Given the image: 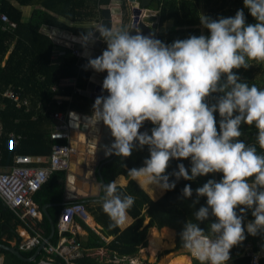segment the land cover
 I'll return each mask as SVG.
<instances>
[{"label":"clouds","instance_id":"obj_1","mask_svg":"<svg viewBox=\"0 0 264 264\" xmlns=\"http://www.w3.org/2000/svg\"><path fill=\"white\" fill-rule=\"evenodd\" d=\"M243 4L254 24L246 23L244 9L234 17L200 15L209 35H191L171 44L154 33L133 34L102 25L73 38L85 49V70L107 73L102 81L107 96L95 98L89 115L113 138L104 147L105 157L115 155L123 161L147 146L143 166L128 174L161 192L172 191L181 179L222 175L195 190L193 206L200 197H206V205L180 233L184 248L199 264H227L230 250L246 239L245 231L251 236L264 233V154L256 147L264 153V89L249 85L234 71L249 68L250 61L264 62V0ZM98 40L106 48L93 58L89 49ZM145 122L153 125L150 134L140 131ZM242 124L256 128L255 144L241 139ZM185 159H190V170L181 163L167 174L172 160ZM100 188L101 207L112 226L125 224L135 197L122 195L116 181ZM192 195L186 184L182 197ZM249 210L254 219L245 225ZM210 216L215 222L205 231L199 223Z\"/></svg>","mask_w":264,"mask_h":264},{"label":"trees","instance_id":"obj_2","mask_svg":"<svg viewBox=\"0 0 264 264\" xmlns=\"http://www.w3.org/2000/svg\"><path fill=\"white\" fill-rule=\"evenodd\" d=\"M113 2H126V0H2V11L6 13L11 21L17 23V28L12 31H3L0 21V165L11 166L14 158L18 154L31 153L39 154L35 156H48L52 152V145L56 141L51 138L47 127L52 125L54 113H74L77 115L89 116L92 112L94 100L84 97L76 92L85 91L92 73L91 69L85 70L86 58H78L73 50L65 48V56L59 61L53 59L54 54L60 49L56 42L42 32L44 26L70 33L76 32L72 27L67 26L61 18L69 22L91 21L97 22L101 14V7L110 6ZM14 3H17L15 6ZM32 6V15L29 21H23L20 7ZM152 8L157 12L155 22L159 31L156 36L166 44H171L177 39H186L191 35H209L203 29L199 16H208L213 19L219 17H234L238 10L244 9L246 23L254 24L256 21L244 8L243 0H154ZM170 25L161 31L164 25ZM250 67L234 70L242 80L249 85L255 84L258 88L264 89V62L250 61ZM76 77L75 87L59 89L54 94L52 89L60 85L63 79ZM16 93L21 102L28 101L29 108L18 107L15 100L5 98L8 91ZM56 95L71 97V102H63L57 105ZM217 122L219 114L216 113ZM54 127V126H53ZM153 125H149L147 131L150 134ZM241 139L246 143L255 144L257 130L254 126L241 125ZM10 134L21 136V140L16 145L10 147L12 138ZM257 152H261L259 145H256ZM147 146L143 149L134 150L131 157L121 160L117 156L106 158L101 166L102 176L105 183L115 181L118 177L124 176L129 180L125 188L118 186L122 195H132L135 197L133 206L128 210V215L134 220L124 230L118 226L113 227L110 218L103 212L101 204L96 205V210H90L89 204H84L89 213L98 220L103 227L104 235H115L116 238L110 243H106L95 231L82 225L89 233L86 243H81L85 250L109 249L112 257L130 258L138 254L140 249L148 246L146 235L150 228L163 229L165 227L177 231V248L187 250L180 239V233L186 221L195 222V212L206 205V197H200L198 203L193 206L196 200L195 190L202 187L209 179L219 181L222 175L208 174L197 177L194 181L183 179L176 182V187L172 191H167L157 200H152L148 194L140 188L128 174V170L143 166V161L148 158ZM184 164L190 170V159L172 160L167 169V174L177 170L178 164ZM67 171L55 170L48 181L37 191L33 200L42 211L48 204L61 203L64 200ZM142 184L149 186L142 178ZM170 179L174 177L170 176ZM186 184L191 185L192 197L184 199L182 190ZM81 202V201H76ZM70 202L68 204H71ZM63 207L51 206L48 212L57 227L55 236L50 241L57 243L59 239L58 223ZM94 209V208H93ZM239 211V210H237ZM145 218L147 224L141 228ZM254 218L249 210L244 219L247 225ZM215 222V218L199 223V227L207 231L210 223ZM39 223L45 231V239L51 234L50 221L46 216ZM23 224L17 215L5 205L0 197V244L15 247L20 251L22 238L18 234L19 227ZM66 235H69L66 234ZM246 239L230 250V260L234 259L235 264H249V257L245 250L248 244L256 246L258 242L264 243V233L256 236L248 235L245 231ZM260 248H263L261 246ZM259 248H255L258 250ZM37 249L31 251H20L22 255L30 259ZM44 255L42 252L35 262H26L13 253L0 249V258L4 257L3 264H38L39 259ZM188 254H177L172 258ZM177 259V258H175ZM230 260L228 262H230ZM78 264H105L97 257H92L89 253H83V257L77 260ZM114 264L113 260L111 263ZM194 264H199L195 259ZM258 264H264V256L259 259Z\"/></svg>","mask_w":264,"mask_h":264},{"label":"built area","instance_id":"obj_3","mask_svg":"<svg viewBox=\"0 0 264 264\" xmlns=\"http://www.w3.org/2000/svg\"><path fill=\"white\" fill-rule=\"evenodd\" d=\"M102 9V7H101ZM144 16V15H143ZM102 17L94 23L95 29L100 26ZM0 21L2 22V30L12 32L17 28V23L10 20L6 13L2 11V0H0ZM94 29V30H95ZM50 37L55 41L54 37ZM66 48L73 50V53L78 58H84L83 52L76 49L73 42L68 43ZM65 56V48L59 50L56 55L57 61ZM76 77L63 79L59 86L52 89L54 94L59 92V89L65 87H75ZM1 92V90H0ZM80 93V90H76ZM5 98L15 100L18 107L22 106L29 108V102H21L13 91H8L4 95ZM66 97V96H65ZM62 95H56L55 101L57 105H61L65 98ZM70 113L63 115L62 113H54L52 115L56 124L50 132L51 138L56 141L52 145L51 154L45 159L41 156H31L18 154L14 158V163L8 170L0 172V197L7 207H9L22 222V238L20 251H31L37 249L43 242L46 241L44 229L39 226L40 210L33 200L34 194L48 181L55 170H68L70 155L75 153V148L71 146V131ZM2 129V127L0 128ZM10 147H13L21 140V136L10 134ZM79 217L83 222H89L91 218L85 206L81 202L74 201L71 204H66L59 216L58 232L59 239L57 243L47 242L38 264H78L77 260L83 257V248L79 240L72 234L74 218ZM69 235H66L68 234ZM263 246V248H260ZM255 248H259L255 250ZM248 256L249 264H258L259 259L264 256V243L258 242L255 247L248 244L245 250ZM231 264H235L232 260Z\"/></svg>","mask_w":264,"mask_h":264},{"label":"water","instance_id":"obj_4","mask_svg":"<svg viewBox=\"0 0 264 264\" xmlns=\"http://www.w3.org/2000/svg\"><path fill=\"white\" fill-rule=\"evenodd\" d=\"M154 0H126V2H113L110 6H102L101 11V24L104 27L108 28H121L129 31H140L144 35H148L150 33L155 34V38H157L156 33L158 32L157 23H153L154 15L150 9L153 5ZM116 7V8H114ZM144 15V16H143ZM50 29L47 27V30L44 32L46 35H50ZM96 36H99V33H96ZM158 39V38H157ZM76 49L84 50L81 45H75ZM106 48V44L102 40H98L94 46H91L89 51L91 52V56L93 58L102 54L103 50ZM85 57V56H84ZM86 58V57H85ZM106 77V73H92L89 83H87V87L85 91L81 92L80 95L84 97H89L92 100L99 95L107 96V92L102 91V81ZM73 120L70 121V126L72 128L71 131V139L70 144L75 148V153H78V145L79 143L83 145V151L86 153H93L98 155L100 159L107 158L104 154V147L106 145H110L113 143V138L109 130L102 124L99 123L96 125L95 119L90 118L87 115H77L75 114ZM96 125V127H95ZM152 125L149 122H145L143 127L140 129L141 132L147 131L148 126ZM74 153V154H75ZM85 153L84 159H85ZM74 154L70 155V159ZM76 155V154H75ZM94 155V156H95ZM113 155L112 157H114ZM110 157V156H109ZM70 159H69V167L67 170L66 184H65V194L64 200L61 203L57 204H48L43 208V213L50 221L51 225V234L46 239L45 242L39 246L34 254V256L30 259L25 258L22 253L14 246H6L0 244V249L9 251L19 257L22 260H26V262H35V260L39 257V255L43 252V249L47 242H50L56 233V225L50 214L47 211V208L51 206L55 207H64L69 202L81 201L82 203H87L92 201L89 197L82 195L79 190L75 186V177H82V172L84 170L85 164L76 163L74 168H70ZM72 172V174H70ZM99 179L102 184H106L104 178L102 176L101 169L98 170ZM74 176V177H73ZM95 201V200H94Z\"/></svg>","mask_w":264,"mask_h":264},{"label":"crops","instance_id":"obj_5","mask_svg":"<svg viewBox=\"0 0 264 264\" xmlns=\"http://www.w3.org/2000/svg\"><path fill=\"white\" fill-rule=\"evenodd\" d=\"M14 4H15V6H17V3H14ZM114 8H116V7H114ZM20 10L22 11L23 21L24 22L29 21L28 19L31 18L30 15H32L31 12L33 10V7L32 6H23V7H20ZM150 11L154 14V15H152V16H154L153 17V23H156L155 17H156L157 12L154 11V9L152 7H151ZM61 21L63 23H65L67 26L72 27L76 32L70 33V32H66V31H61V30L55 29V28L50 27V26H44L42 28L43 33L47 30V27L51 28L49 32L54 37L55 42L59 46V48H66L68 43H70V42H73L74 45H78V44L80 45V43L74 42L73 38L79 37V35L81 34L82 31H92L95 29V27H94L95 22H91V21L69 22L68 20H65L63 18H61ZM80 51L84 53V50H80ZM56 55L57 54L55 53L53 56L54 61L56 59ZM106 75H107V73H106ZM67 88H71V87L70 86L65 87V89H67ZM65 98H68V99L64 100V102H71V100H72L71 97H65ZM55 124H56V122L53 121L52 125L47 127V130L48 131L53 130V126ZM84 153L85 152L83 151V145L79 143L78 153L76 152L75 153L76 155L74 154V156H72L70 159V162H71L70 168H74V165L76 163L81 164L82 161H84L83 163L85 164V167H84V170L82 172V177H75V186L82 195L89 197V199H92V201L87 202V203L83 202V204H89V207H91L90 210L92 209V211H95L96 205L101 204V199L104 195L103 191L100 188V185L102 183L99 179L98 170L101 169V166H102V164L106 158L100 159L98 155L86 152L85 153V159H84V155H83ZM23 155L35 156V155H39V154L24 153ZM48 156H44L43 158L46 159ZM9 168H10V166L4 167V166L0 165V172L8 170ZM70 174H72V172H70ZM131 179L140 188H142L148 194L150 199H152V200L159 199L165 193V192H161L159 189H153L152 186L146 187L145 184H142L140 182L139 178H134L131 176ZM115 181L117 182L118 186H120L122 188H125L129 183V180L124 176L118 177ZM47 211H48V208H47ZM87 212H89V211H87ZM40 213H41V216H40V223H41L43 216H45V214L43 213V209H42V211H40ZM90 216H91V218H90L89 222H83L82 219L79 217L74 218V223H73V227H72V234L75 235V237L79 240L80 243H86L87 237H89V233H87V231L83 227L82 222L87 227H89L90 229L95 231L103 240L106 241V243H110L111 241H113L116 238L115 235L105 236L104 235L105 233L103 232V227L98 223V220L95 218L94 215L92 216L90 214ZM133 221L134 220L129 216V219L126 221V223L123 225H120L118 227L120 228V230H124L129 225H131L133 223ZM147 222H148V218H145L143 223H142L141 228H143L147 224ZM164 229H169V230L173 231V233H171L172 239H167L166 236L164 235L165 233H158L159 235L162 236V244H165V246L160 248L157 251L158 253L157 252L152 253L150 251V240L154 234L153 230H156L157 232H162V230H164ZM21 232H22V227H19L18 234L20 235ZM177 236H178L177 231H175L174 229L168 228V227H165V228L160 229V230L157 228H150L148 230L147 235H146L148 246L146 248L140 249L138 254H136L135 256L130 257V258L119 259L117 257H112V256H110L111 252H109V249H107V248L106 249H98V250L87 248L85 250L83 249L84 250L83 253H89L92 257H97L98 259L101 260V262H105V264L111 263L112 260H113L114 264H166L167 262L162 263L161 260L158 259L159 252H161L163 249L167 250V249H170L171 247H173V249L175 251H180L181 252L180 254H185L186 252H188V250H182V249L177 248ZM14 245H15V242H12V246H14ZM175 258H177V259H175ZM175 258L168 260L167 264H172L174 262H177V260H179L180 258L190 259V256L184 255V256H178ZM3 260H4V257H1L0 258V264H3ZM190 260H191V264H194L195 258L193 256H192V259H190ZM232 260H234V259H231L230 262H227V264H231Z\"/></svg>","mask_w":264,"mask_h":264},{"label":"bare ground","instance_id":"obj_6","mask_svg":"<svg viewBox=\"0 0 264 264\" xmlns=\"http://www.w3.org/2000/svg\"><path fill=\"white\" fill-rule=\"evenodd\" d=\"M90 221V219H89ZM153 236L151 237L150 240V251L152 253H156L161 246L164 247L165 244H162V236L159 235L158 233H165L164 235L166 236L167 239H172V234L173 231L169 229H164L162 232H157L156 230H153ZM165 241V240H164ZM173 264H190V259L188 258H180L177 260V262H174Z\"/></svg>","mask_w":264,"mask_h":264},{"label":"rangeland","instance_id":"obj_7","mask_svg":"<svg viewBox=\"0 0 264 264\" xmlns=\"http://www.w3.org/2000/svg\"><path fill=\"white\" fill-rule=\"evenodd\" d=\"M201 15H202V13H201ZM167 27H170V25L164 24L163 27H161V31L165 32V28H167ZM158 31H159V29H158ZM161 248H162V246H161ZM180 253H181L180 251H175L173 249V247H171L170 249H167V250L163 249L161 252H159L158 259L161 260L162 263H164V262L168 263V260H170L171 257H174L175 255L180 254ZM185 254H188L190 256V259H192V255L190 254L189 251L186 252ZM190 264H191V260H190Z\"/></svg>","mask_w":264,"mask_h":264}]
</instances>
